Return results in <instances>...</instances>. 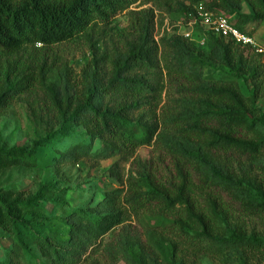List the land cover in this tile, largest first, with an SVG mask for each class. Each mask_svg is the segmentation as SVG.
Wrapping results in <instances>:
<instances>
[{
	"label": "rangeland",
	"instance_id": "rangeland-1",
	"mask_svg": "<svg viewBox=\"0 0 264 264\" xmlns=\"http://www.w3.org/2000/svg\"><path fill=\"white\" fill-rule=\"evenodd\" d=\"M210 1L196 3L193 9L198 4L205 8ZM228 1L234 2L239 13L250 12L247 0ZM180 3L188 4L189 1L135 0L109 23L95 22L86 33L72 40L50 46L36 43L9 57L10 62L19 59V76L31 71L34 76L28 88L18 93L0 112V146L29 148L33 140L46 133V120L53 115L45 86H53L61 94H68L71 101H76L90 83H106L110 59L124 55L133 42L147 41V31L151 29L158 43L155 71L162 88L150 98V104L132 113L135 116L144 112L147 119L157 124V132L148 144L125 154H106L96 142V151L61 162L46 146L41 150L37 165H16L0 170V188L13 191L15 196L24 198L45 185L58 197V203L48 202L45 206L51 215L47 222L49 227L62 225V213L86 208L94 197L100 198L101 191L117 190L114 207L98 213V216L113 217V223L81 251L76 264H264V243L247 241L264 240V205L258 202L260 196L254 188L258 187L264 194V148L257 152L209 148L211 157L204 162L194 145L182 137L181 129L188 123L184 114L197 105H190L188 101L204 98L199 87L207 82L200 80L199 87L197 84L193 88L183 79L168 76L161 51L165 52V59H171L173 50L169 48V39L183 37L177 31L178 25L192 26L198 37H204L202 45L196 44L200 51L208 49L212 38H207L204 28L194 25L192 17L186 18L173 10ZM216 13L233 24L232 13L222 8ZM247 28L251 29L250 35L255 42L264 47V22H250ZM243 52L256 53L252 49ZM182 59L180 57L179 61ZM27 66L30 69H26ZM224 71L219 70L210 81L216 84L234 81L243 97L253 93V85L248 80L237 79L233 73ZM244 101L248 106V100ZM254 106L251 112L255 123L264 122V91L261 89L255 93ZM55 127L53 125L51 130ZM258 127L264 135V124ZM237 135L243 140H255L251 131L241 130ZM217 172L229 174L234 181L240 182L239 186L224 188L225 183L217 178ZM183 176L188 177L186 182L191 186L187 192L189 201L209 223L208 236H201L195 242L183 241L170 230L160 231L161 234L154 229L149 219L155 213L152 203L147 210L139 207L132 210L124 201L133 189L147 191L151 186L174 196L184 181ZM196 229L201 230L198 226ZM231 236L244 240L234 242ZM10 242L6 232L0 229V264L7 258ZM169 242L177 244L175 261L168 260L162 252V247ZM40 260L47 263L43 257Z\"/></svg>",
	"mask_w": 264,
	"mask_h": 264
},
{
	"label": "trees",
	"instance_id": "trees-1",
	"mask_svg": "<svg viewBox=\"0 0 264 264\" xmlns=\"http://www.w3.org/2000/svg\"><path fill=\"white\" fill-rule=\"evenodd\" d=\"M134 1L0 0V112L18 93L28 88L34 76L32 71L19 76V59L10 62L9 57L36 43L50 46L72 40L86 33L95 22L109 23ZM188 1V4L180 3L173 10L186 18L192 17L195 13L193 5L203 0ZM247 2L250 7L248 13H239L234 2L228 0H211L205 9L217 12L222 8L232 13L233 25L251 34V29L247 28L250 22H264V0ZM166 5L169 7V3ZM235 5L238 6L237 3ZM208 37L212 40L206 51H200L196 43L191 44L181 36L169 39V48L173 50L171 59H165V52L161 51L163 68L168 76L183 79L193 88L197 84L199 87L200 80L207 82L199 87L204 98L188 101L190 105H197L194 110L187 109L184 118L188 123L181 129L182 137L194 145L204 162L211 157L209 148L249 152L264 148V135L258 127L264 122L255 123L251 112L255 107V93L260 89L264 91V64L260 54H244V50L252 48L241 47L240 43L210 32ZM157 54L158 43L150 29L147 41L133 42L124 55L110 59L111 69L106 83H90L80 99L71 101L68 94H61L53 86H45L48 106L53 112L52 118L46 120L48 130L33 140L29 148L0 146V170L16 165H37L41 150L46 146L61 162L76 160L80 155L96 151V142L106 154H125L139 145L148 144L157 132V124L147 119L144 112L135 116L132 113L150 104V98L162 88L155 71ZM180 57L182 61H179ZM224 69L237 79L248 80L253 85V93L243 97L234 81L225 84L210 81V77L219 70L225 72ZM245 98L248 106L245 105ZM53 125L56 127L51 130ZM241 130L253 132L255 140L241 139L237 135ZM216 176L225 183L226 189L240 184L229 174L217 172ZM183 178L174 196L151 186L147 191L133 189L124 201L132 210L138 207L147 210L152 203L151 209L155 213L149 219L154 229L159 232L170 230L183 241L195 242L201 236H208L209 223L189 201L187 192L191 186L186 182L188 177ZM254 188L260 196L258 202L264 205L263 192L258 187ZM49 190L43 185L35 193L22 198L9 189L0 188V229L11 239L7 258L1 264H76L81 251L113 223V217L98 216V213L114 207L118 194L115 189L101 191L100 198L94 197L92 204L88 202L84 209L62 213V225L47 226L51 215L45 207L46 203H58V197ZM196 226L201 230H197ZM230 240L243 242L244 239L231 236ZM247 241L264 243L263 239ZM162 252L168 260L175 261L177 244L166 243ZM42 257L47 263L40 260Z\"/></svg>",
	"mask_w": 264,
	"mask_h": 264
},
{
	"label": "built area",
	"instance_id": "built-area-1",
	"mask_svg": "<svg viewBox=\"0 0 264 264\" xmlns=\"http://www.w3.org/2000/svg\"><path fill=\"white\" fill-rule=\"evenodd\" d=\"M195 13L192 16L194 25H199L207 32L215 36H220L226 39H230L235 43L246 45L252 48L255 52L261 56V61L264 64V47L258 45L253 36L236 28L224 15L216 12L209 11L198 4L195 7ZM191 25V24H190ZM178 32L190 41H194L196 44L202 45L204 43V37H198L194 33V27L191 28L180 27L178 25Z\"/></svg>",
	"mask_w": 264,
	"mask_h": 264
}]
</instances>
